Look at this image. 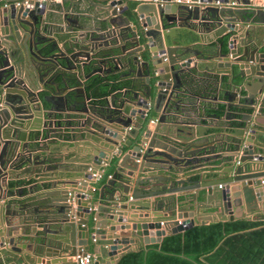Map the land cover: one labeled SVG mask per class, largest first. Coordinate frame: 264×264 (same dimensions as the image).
Segmentation results:
<instances>
[{
  "label": "water",
  "instance_id": "obj_1",
  "mask_svg": "<svg viewBox=\"0 0 264 264\" xmlns=\"http://www.w3.org/2000/svg\"><path fill=\"white\" fill-rule=\"evenodd\" d=\"M2 1L0 264H68L75 253L90 250L94 255L93 264H116L132 247L160 243L165 235L181 232L195 221L208 223L239 218L234 208L242 205L246 206L247 214L254 210L257 217H264L261 214L264 209V170L261 169L264 155L252 146L260 136L264 137V6L261 0H190L191 6L171 0H132V6L130 3L123 5V0H104L103 11L94 23L97 28L91 30V20L74 21L65 16L68 22L62 27L65 32L53 42L41 38L38 25L49 0H31L32 3L20 5L15 2L21 0H6L7 6ZM215 1L221 5H215ZM233 2L237 5H232ZM89 19L94 20V17L89 16ZM196 26L205 31L214 30L221 39L198 55L212 60L213 69L218 67V73L223 71L231 79L232 88L241 87L246 91L243 101L246 112L242 114L246 118L226 139L212 135L209 128L197 123L200 113L183 112L188 114L187 120L176 115L178 94L183 89L182 73L194 63L190 56L183 57L187 54L186 38L177 35L176 30L191 32ZM74 28L78 33L73 32ZM86 29H90L88 35L84 32ZM109 34L115 36L114 48H120V53L114 50L100 53L99 48L108 44L101 40ZM125 40L132 45L129 50ZM64 52L69 53L72 61L80 57L89 61L92 53H100L98 62L101 64L107 55L111 56L113 68L125 66L128 73L142 77L144 83L142 87H134L133 82L118 106L113 99L105 105L96 104L100 109L97 112L84 101L89 100V96L82 86L70 94L72 80L59 71ZM140 52L142 56H149L148 59L140 60ZM102 67L92 72L102 71ZM79 74L82 76V71ZM155 76L158 80L152 89L150 78L155 79ZM43 91L49 94L41 96ZM79 98L83 99L79 101ZM227 100L230 108L232 100ZM46 103L51 105L49 111L44 108ZM77 105H81L76 109L80 112L79 124L88 132L94 129L87 136L95 141L88 143L95 152L88 151L78 170H58L54 176V172L49 171L62 164L54 161L37 142L40 134L47 132V122L52 123L49 119L55 114L51 110L73 109ZM151 106L158 116H151L153 122L145 124ZM209 116L216 117L215 114L205 115ZM222 146L233 151L227 159L215 154L216 148ZM34 151L39 152L34 154ZM216 160L220 163H215ZM102 163L114 164L115 171L100 189L99 204L94 205L91 197L84 198L83 192L89 183L95 182L92 173ZM23 165L21 174L48 176L38 180H48L42 185L51 184V190L58 192L49 193L52 191L47 189L22 201L21 191L15 194L9 189L3 190L2 181L15 174V166ZM206 165L216 168L210 177H203L202 169ZM182 174L197 178L182 179ZM186 181L188 185L184 184ZM234 183H238L237 189H232ZM105 187L109 190L105 191ZM188 189H203L204 199L196 200L188 209L180 206L181 211L173 212L165 218L166 222L160 216L136 211H146L150 207L160 209L161 205L175 207L174 199L179 205L183 201L193 202L196 199L193 193L190 197L174 199L165 196ZM214 194L218 202L211 205L209 199ZM151 197L156 198L151 201ZM252 202L257 206L250 207ZM203 208H217V211L201 212ZM132 209L135 210L130 211ZM18 216L30 223L38 221L46 225L54 221L56 228L52 234L48 229L43 236H38L28 227L37 239L32 246H25L24 252L15 246L17 234L23 231V226L13 224ZM23 233L26 234L25 230Z\"/></svg>",
  "mask_w": 264,
  "mask_h": 264
},
{
  "label": "crops",
  "instance_id": "obj_2",
  "mask_svg": "<svg viewBox=\"0 0 264 264\" xmlns=\"http://www.w3.org/2000/svg\"><path fill=\"white\" fill-rule=\"evenodd\" d=\"M23 1V0H21ZM32 2L31 0H28ZM260 1V0H255ZM6 0H3L2 3L4 4ZM132 0H123V5H127L131 3ZM136 2V1H135ZM7 3V2H6ZM102 3H105L104 0H49L45 5L44 13L42 14L40 20H39V35L41 38H44L46 40H53L58 38L59 34H63L65 30H62V27L65 28L67 25V21H65V16L68 18H71L72 20H85L93 23V28L91 30H94V28H97L94 23H97L98 15H101L100 11H103ZM233 5L236 6L237 3L233 2ZM261 6H264V0H261ZM89 16H93L94 20L89 19ZM194 22V21H193ZM196 22V21H195ZM197 23H193L195 25ZM70 25H74L71 24ZM177 25V24H176ZM175 25V26H176ZM173 25H169L168 27H172ZM183 26V25H182ZM197 27V26H196ZM193 29L191 32L187 31V29H181L177 28L176 33L177 35H180L182 37L185 36V42L187 43L185 46V52L187 54L183 55L184 58L189 57L193 60V64L190 66L189 70H186L184 73H182V84L183 89L178 94V105L179 109L176 111V115L179 116L180 119L187 120L188 114H182L188 113L189 111H192L193 114L200 113L201 117L197 118V123L201 124L203 128H209L208 132L212 133V135H217L220 138L226 139L229 137V135L232 134V129L239 128L243 124V118L246 116L244 114L246 112L245 108L243 107V101L244 97L246 95V91L241 88H232L231 87V79L223 74L221 71L218 73L219 70L218 67L216 70L213 69L212 66V60H206L203 59L199 54V52L204 53L207 49H210L212 46H214L215 41L221 40L214 32V30L211 31H205L203 29H200V27ZM90 29L84 30L85 34L88 35V31ZM202 30V31H200ZM69 33V31H66V33ZM73 32H77L74 28ZM127 32V31H124ZM104 34V33H103ZM250 34V33H249ZM96 35V33H95ZM250 35H248L249 37ZM103 41H108V44L102 45L101 48H99L100 53H107L109 50H114L117 53H120V48L116 50L114 48V45H116L117 40L114 38L113 35L103 36ZM125 47L127 50L132 48V45L128 42V40L124 41ZM113 47V48H112ZM178 53L180 50H177ZM99 53V55H100ZM64 56H61L60 62L61 66L59 71L66 74L72 81L69 91L70 94L75 93L74 89L82 86L84 88V83L87 81L88 78H90L94 74H99L101 76H106L110 78L111 81L109 83H119L122 81L129 80L132 83L137 82V79L142 77H137L134 73H128L127 67H121L120 65L116 68H113V61L111 56L108 57H102L105 59V62L101 64L98 62L99 55L93 54L91 55V58L89 61H87L84 58H78L75 61H72L69 58V53L64 52ZM140 60L148 59L149 56L139 53ZM180 54V53H179ZM176 55V54H174ZM202 55V54H201ZM85 63V64H83ZM164 63L160 64L162 66ZM225 64V63H221ZM103 66L102 71H94V69L100 68ZM105 66V67H104ZM152 67V65H150ZM104 68H110L104 69ZM82 71V76H80V72ZM142 72L145 74L146 70L143 67ZM158 77L155 76V83L157 82ZM144 81V79H143ZM85 89V88H84ZM127 90L126 89H117L111 91L107 96H100V97H91L89 96V100L86 101V104L90 107V109H94L97 112H100L99 107H95L96 104H103L105 105L106 101L109 99H113L114 105L118 106L122 103L123 97L126 96ZM51 93V92H50ZM49 94V92L43 91L41 92V96ZM228 98H231V107H228ZM81 101L83 98H79ZM49 106H51L49 103L44 104V108L48 111L50 109ZM81 105H77V107L71 109L69 107H66L63 110L53 111L54 118H50L49 120L52 122L50 125L46 124L47 126V132L40 134L39 140L37 142V145L43 146L47 150V154L54 157V161L59 162V164H62L60 167H55L53 170H50L49 172H54V176L56 171H76L78 170L79 166L84 164L88 151H93V148L88 146V143H95V141L91 138H89L87 135H91V131L93 132V128H90V132H88L86 129H84L83 126L79 124V114L80 112L76 109L80 108ZM96 112V113H97ZM215 114L216 117L209 116L205 117V115ZM158 116V113L153 109V106L149 108V111L147 112L146 122L151 121V116ZM84 118H81V120ZM47 121L48 119L45 118ZM156 123V121L154 122ZM135 125V121L131 123V126L133 127ZM215 127V128H214ZM164 129V128H163ZM144 128L141 130L143 131ZM253 149L260 150V153L264 155V137L260 136L259 139L254 141V144L252 145ZM39 151H34L33 153L36 154ZM215 154H221L222 158L227 159L229 155L233 153V151H230L226 149V147H217ZM214 159V158H213ZM19 160L17 161V163ZM215 163H220V161L216 160ZM16 163V164H17ZM58 164V165H59ZM221 164H224L222 161ZM57 165V166H58ZM110 169V166L106 165L105 163H102L101 166L97 171L102 173V176L100 179L96 180L93 183H89L87 186V192L89 193V197L92 198V204L97 205L99 204V194L100 189L103 187V185L106 183V180L109 178V175H111L115 170H108ZM262 170H264V165L261 167ZM24 170V165L20 167L13 168V171L15 174H13L10 177H7L2 181V184H4L5 189H9V191H14L15 194H19V191H21V200L26 201L28 198H32L35 194H40L44 190H50L52 191L51 184H44L42 185V182H44L46 179L38 180L39 178H46L48 176L44 175H32L26 177L25 174H21V172ZM108 170V171H107ZM216 170L215 167L212 165H206L202 169L203 177H210L211 172ZM47 172V171H44ZM43 172V174H45ZM187 174H182L180 178L182 179H196V175H191L188 177ZM48 181V180H46ZM185 185H188L189 183L186 181L184 183ZM178 187H181L182 184H177ZM50 186V187H48ZM238 183L232 184V189H237ZM104 190L108 191L109 188H104ZM58 191H52L49 193H57ZM119 192V191H117ZM105 193V192H104ZM194 194V198L196 199L193 202L184 203L182 202L181 205L177 204L176 199L178 196H186L188 195L190 197L191 194ZM204 193L205 191L203 189L195 190V189H188L180 192H174V193H167L165 196L172 197L175 200L174 206L168 205L167 207H160V209L152 208L143 211V210H136L139 214L142 212H147L149 216H160L164 218V221L167 220L165 218L172 216V213L175 212L176 214L179 213V207L181 208H191L194 204H196V200L201 201L204 199ZM106 195V194H105ZM217 194H214L209 199V203L211 205H214L218 202L217 200ZM130 200V196L128 197ZM156 197H151L150 200L154 201ZM29 200V199H28ZM172 201V198H171ZM172 204V203H171ZM249 206H257V203L252 202L249 204ZM135 209H132L130 211H134ZM184 210V209H182ZM129 211V210H128ZM201 212L203 211H217V208H203L200 209ZM234 213L239 215V218H249L254 220H264V217H257V213L253 210L251 214H247V209L245 205H242V207H236L234 208ZM261 214H264V209L261 210ZM256 217V218H255ZM196 222V221H195ZM13 224L16 227L23 226L22 230L26 232V234L23 233V231L19 232L17 234V240L15 243V246H17L20 250L25 252L26 247L32 246V242L35 241L34 238L35 234L31 233L30 229H34L37 232L38 236H43L45 233V230L48 231V229H51V234L53 233L52 230L56 228V224L54 221H52V224H44L42 222H24L23 218L21 216L15 217L13 219ZM131 223L128 222V225ZM168 226V225H167ZM30 227V229L28 228ZM17 232V231H16ZM47 232V233H48ZM46 233V234H47ZM153 244V243H150ZM149 245V244H148ZM26 246V247H25ZM147 246V245H145ZM145 246H142L140 248H143ZM25 247V249H24ZM136 248L132 247L131 250H135ZM138 249V248H137ZM90 253L92 251L90 250ZM93 254V253H92Z\"/></svg>",
  "mask_w": 264,
  "mask_h": 264
},
{
  "label": "trees",
  "instance_id": "obj_3",
  "mask_svg": "<svg viewBox=\"0 0 264 264\" xmlns=\"http://www.w3.org/2000/svg\"><path fill=\"white\" fill-rule=\"evenodd\" d=\"M109 81L106 76L94 74L84 83L85 91L91 97H100L113 90L132 88L129 80ZM154 81L151 77L152 89ZM142 83L139 78L134 87H142ZM109 166V171L114 169V164ZM116 264H264V220L196 221L181 232L165 235L160 243L122 254Z\"/></svg>",
  "mask_w": 264,
  "mask_h": 264
},
{
  "label": "built area",
  "instance_id": "obj_4",
  "mask_svg": "<svg viewBox=\"0 0 264 264\" xmlns=\"http://www.w3.org/2000/svg\"><path fill=\"white\" fill-rule=\"evenodd\" d=\"M22 2L23 3H29L30 1H28V0L16 1L15 5H20ZM171 2L185 3L189 6H191L193 4L190 0H171ZM30 3H32V2H30ZM214 4L219 5V6L221 5V3L219 1H215ZM231 4L233 5V3H231ZM7 5H8V3L5 4V6H7ZM151 122H153V120H151ZM101 176H102V173L99 171L92 173V178L95 181L100 179ZM109 177H111V175H109ZM218 186L222 187V184H219ZM83 194H84V198L89 197V193L87 191H84ZM95 207L96 206H93L92 209H95ZM180 222L181 221L179 220V223ZM162 225H163V222H161V226ZM93 261H94V255L92 253H90V252L84 253L82 251H79V252H77L71 256L70 263H68V264H71V263H74V264H93Z\"/></svg>",
  "mask_w": 264,
  "mask_h": 264
}]
</instances>
